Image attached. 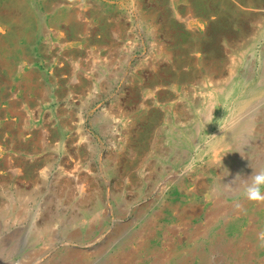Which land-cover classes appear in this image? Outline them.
<instances>
[{
    "label": "rangeland",
    "instance_id": "1",
    "mask_svg": "<svg viewBox=\"0 0 264 264\" xmlns=\"http://www.w3.org/2000/svg\"><path fill=\"white\" fill-rule=\"evenodd\" d=\"M0 23V95L14 100L12 118L0 119V144L13 136V153L0 156V264H29L32 254L41 264L66 242L71 226L61 217L79 198L71 186L60 210L58 174L77 149L94 195L106 200L109 191L113 204L123 183L106 187V167L127 146L149 137L159 181L192 163L199 152L190 138L215 102L223 107L237 87V98L264 100V0H0ZM113 118L117 126L107 127ZM142 157L123 185L134 197ZM46 208L53 237L36 226Z\"/></svg>",
    "mask_w": 264,
    "mask_h": 264
},
{
    "label": "bare ground",
    "instance_id": "2",
    "mask_svg": "<svg viewBox=\"0 0 264 264\" xmlns=\"http://www.w3.org/2000/svg\"><path fill=\"white\" fill-rule=\"evenodd\" d=\"M5 28L0 25V32ZM237 88L223 107L214 103L206 126L203 119L197 121L190 144L199 153L186 168L169 170L164 179L154 182L147 162V156L152 158L148 136L139 149L127 146V153L118 154L113 164L107 165L106 187L111 182L117 187L128 185L133 176L130 167L144 155L138 197L127 193L123 185L122 191L113 193V204L108 201L109 191L106 200L94 195L100 191L82 175L77 149L75 157H70V169L61 168L58 174L63 177L65 193L60 210L66 211L72 201L73 193L67 191L71 186L79 198L74 211L61 217L62 224L71 228L62 247L47 250L41 264H264V200L251 201L244 194L254 176L264 171V100L237 98ZM12 105L14 100L0 95V119L12 118ZM119 117L121 126L127 127L128 121ZM114 119L108 120L107 127L117 126ZM7 136L9 142L0 144V156L13 153V136ZM112 139L117 140L114 135ZM202 143L208 144L205 150H199ZM58 149L63 156L70 154L64 137ZM163 156L157 153L155 158ZM91 188L97 192L89 194ZM46 209L36 226L40 231L48 227V236L53 237L54 216ZM89 217L92 220H87ZM34 255L27 263L31 264Z\"/></svg>",
    "mask_w": 264,
    "mask_h": 264
},
{
    "label": "clouds",
    "instance_id": "3",
    "mask_svg": "<svg viewBox=\"0 0 264 264\" xmlns=\"http://www.w3.org/2000/svg\"><path fill=\"white\" fill-rule=\"evenodd\" d=\"M210 115H213V112ZM207 121H208V115H204L202 123L205 126L207 125ZM223 186L228 187L229 185L223 184ZM262 188H264V171L254 176L252 182L245 187L244 194L246 198L251 201L264 200V192H262Z\"/></svg>",
    "mask_w": 264,
    "mask_h": 264
}]
</instances>
